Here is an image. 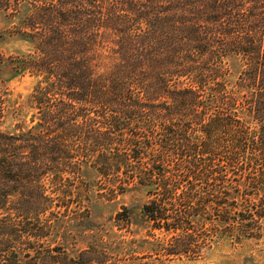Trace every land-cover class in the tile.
I'll return each mask as SVG.
<instances>
[{
	"label": "trees",
	"instance_id": "obj_1",
	"mask_svg": "<svg viewBox=\"0 0 264 264\" xmlns=\"http://www.w3.org/2000/svg\"><path fill=\"white\" fill-rule=\"evenodd\" d=\"M0 17V73L36 79L14 106L31 126L0 130V264H119L51 242L66 214L90 224L87 168L114 194L147 189L151 252L132 264L262 237L264 0H0ZM6 35L30 53L6 56Z\"/></svg>",
	"mask_w": 264,
	"mask_h": 264
},
{
	"label": "rangeland",
	"instance_id": "obj_2",
	"mask_svg": "<svg viewBox=\"0 0 264 264\" xmlns=\"http://www.w3.org/2000/svg\"><path fill=\"white\" fill-rule=\"evenodd\" d=\"M1 28L8 27V23L0 17ZM1 44V51L6 56L16 54H28L31 48L28 43L16 36H8ZM232 80H236L242 67L240 63L231 61ZM10 69L5 67L0 73L1 81L5 83L8 109L5 119L0 124V130L9 133L18 132V124L24 127L31 126V115L34 110L25 108L19 112V105H25L29 95L32 93L36 79L29 74L10 80ZM14 109V110H13ZM19 124V125H20ZM85 179L91 187V219L89 226L81 225L79 220L81 214L75 212L66 214L63 223L54 232L52 243L62 245L71 254H77L90 245L106 247L112 252L115 259L112 262L119 264H132V256H142L151 252V248L145 241H152L148 236V224L146 222L143 207L150 200L147 189L142 186L130 187L124 193L105 189L100 177L95 170L87 168L84 173ZM108 192V194H107ZM76 209V208H74ZM127 210V211H125ZM120 215V220H118ZM126 215L129 216L130 224L125 222ZM216 240L213 249L207 258L198 262L175 261L168 264H264V228L260 239H251L237 242L235 239L223 237ZM124 241V243H123Z\"/></svg>",
	"mask_w": 264,
	"mask_h": 264
}]
</instances>
